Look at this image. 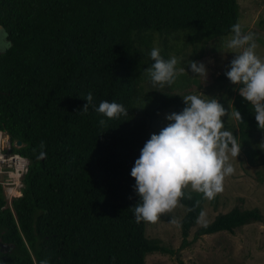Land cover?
Listing matches in <instances>:
<instances>
[{"label": "trees", "instance_id": "trees-1", "mask_svg": "<svg viewBox=\"0 0 264 264\" xmlns=\"http://www.w3.org/2000/svg\"><path fill=\"white\" fill-rule=\"evenodd\" d=\"M238 21L237 0H0V27L12 42L0 54V130L29 161L10 206L0 187V243L9 246L0 264H145L148 254H175L136 222L130 173L161 114L183 110L182 97L199 85L185 73L154 88L150 51L167 60L190 48L199 60ZM88 92L95 106L114 101L128 115L81 114ZM231 110L242 116L232 128L240 152L264 164V130L251 105L236 93ZM41 141L46 158L37 160ZM191 195L180 201V249L205 203ZM262 222L258 209L235 207L194 239Z\"/></svg>", "mask_w": 264, "mask_h": 264}, {"label": "clouds", "instance_id": "clouds-1", "mask_svg": "<svg viewBox=\"0 0 264 264\" xmlns=\"http://www.w3.org/2000/svg\"><path fill=\"white\" fill-rule=\"evenodd\" d=\"M230 32L223 47L227 50L225 53H233L234 58L225 76L231 84L239 86V95L251 105L258 127L264 130V58L257 54L255 33L243 32L239 23L231 25ZM8 36V31L0 27V54L12 48ZM150 57L153 63L146 69V74L154 88L173 85L186 71L177 68L180 60L176 56L164 59L159 48H152ZM189 67L195 76L207 77L202 62L192 61ZM83 99L87 103L79 111L81 114H86L91 107L109 120L128 115L124 105L114 101L102 100L98 107L95 106L91 92ZM182 99L183 110L166 115L168 123L158 134H151L131 169L134 191L139 197L132 207L137 223H156L161 215L181 207L182 199L191 200V192L202 194L205 200H213L223 191L225 177L235 172L231 159H237L240 144L234 134L225 129L222 117L231 115L242 120L241 113L237 110L230 114L216 98L188 94ZM99 123L104 125L105 120L101 119ZM38 147L36 159H45V142L41 141ZM198 205L199 201L195 206ZM171 223L178 225L179 221L172 219ZM197 223L208 226L204 211L199 213ZM40 264H48V261L43 260Z\"/></svg>", "mask_w": 264, "mask_h": 264}, {"label": "rangeland", "instance_id": "rangeland-1", "mask_svg": "<svg viewBox=\"0 0 264 264\" xmlns=\"http://www.w3.org/2000/svg\"><path fill=\"white\" fill-rule=\"evenodd\" d=\"M239 5V21L243 32L255 33L257 38V54L264 58V0H237ZM231 36L216 39L207 44L202 58L196 60L191 49L184 50L176 56L180 63L177 68H185V73L199 85L190 94L202 98H216L223 107L232 113V100L237 88L225 76L233 53H225L224 42ZM178 46V45H177ZM202 62L207 69V77L195 76L190 70L189 63ZM184 73V74H185ZM177 108L169 109L161 114L155 128L149 130L151 134H158L166 126V115L179 113ZM225 129L232 132L235 119L231 115L222 117ZM262 161V157H260ZM251 164L243 153L231 163L234 174L225 177L223 191L209 201L205 200L203 211L206 213L208 224L218 214L229 212L237 207L240 209H258L262 216V223H254L238 229L235 234L219 233L205 235L194 239L195 231L201 227L198 223L190 230L187 246H182L183 237L179 224L171 223L172 219L182 220L186 213L184 206L177 207L170 214H163L156 223L146 222L145 235L149 239L159 240L161 246L174 255L152 253L145 257V264H264V164ZM191 192V189H188Z\"/></svg>", "mask_w": 264, "mask_h": 264}, {"label": "built area", "instance_id": "built-area-1", "mask_svg": "<svg viewBox=\"0 0 264 264\" xmlns=\"http://www.w3.org/2000/svg\"><path fill=\"white\" fill-rule=\"evenodd\" d=\"M17 142L0 130V187L8 206L22 195V179L28 171L29 161L16 150Z\"/></svg>", "mask_w": 264, "mask_h": 264}, {"label": "water", "instance_id": "water-1", "mask_svg": "<svg viewBox=\"0 0 264 264\" xmlns=\"http://www.w3.org/2000/svg\"><path fill=\"white\" fill-rule=\"evenodd\" d=\"M17 146L20 147L21 146V142H17ZM0 250L7 252V251H9V246L0 243Z\"/></svg>", "mask_w": 264, "mask_h": 264}]
</instances>
